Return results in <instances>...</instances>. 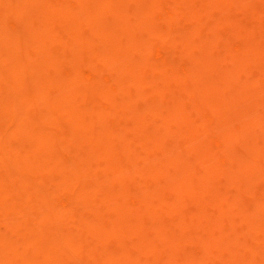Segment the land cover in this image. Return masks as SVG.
<instances>
[{
	"label": "bare ground",
	"instance_id": "obj_1",
	"mask_svg": "<svg viewBox=\"0 0 264 264\" xmlns=\"http://www.w3.org/2000/svg\"><path fill=\"white\" fill-rule=\"evenodd\" d=\"M0 264H264V0H0Z\"/></svg>",
	"mask_w": 264,
	"mask_h": 264
}]
</instances>
